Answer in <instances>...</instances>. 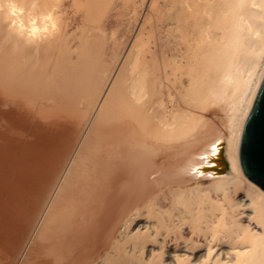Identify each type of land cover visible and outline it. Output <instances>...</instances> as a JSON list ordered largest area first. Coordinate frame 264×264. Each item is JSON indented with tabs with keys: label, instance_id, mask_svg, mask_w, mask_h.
Instances as JSON below:
<instances>
[{
	"label": "bare ground",
	"instance_id": "bare-ground-1",
	"mask_svg": "<svg viewBox=\"0 0 264 264\" xmlns=\"http://www.w3.org/2000/svg\"><path fill=\"white\" fill-rule=\"evenodd\" d=\"M263 76L264 0H0V108L71 134L40 131V191L0 162V264H264L239 162Z\"/></svg>",
	"mask_w": 264,
	"mask_h": 264
},
{
	"label": "rangeland",
	"instance_id": "rangeland-1",
	"mask_svg": "<svg viewBox=\"0 0 264 264\" xmlns=\"http://www.w3.org/2000/svg\"><path fill=\"white\" fill-rule=\"evenodd\" d=\"M2 110H5L4 112H6V110H7L8 113H9V111H10L9 109H3V108H0V115H2V113H1ZM2 112H3V111H2ZM10 112H11V113H9V117H8V115H6V113H5V114L3 113L4 115H2V117L4 116V118L8 117L9 120L6 121V119H8V118H6L5 120H1V121L6 122V123H9V125H10V117H11V120L13 119V122L11 121V126H8V125H6V123H3V122L0 121V122H1L0 124H2L1 126L4 125V126L2 127V129H1V133H3V132H4V133H3V134L0 133V136H3L4 139L6 140V142H3V141H5V140H3L2 137H1L2 141H1V139H0V144H1V146H2V143H4V145H5V151H3V150H2L3 152L0 151V156H1L2 159H3V158L7 159V160H0V162H1V161H6L8 164L2 162V163H4V164H6V168H7V166H8L9 164H11L10 166L12 167V169H11L12 171H9V170H8V171L6 172L7 169H6V170L4 169L5 171H3V168H4L3 166H5L4 164H1L2 167L0 166V170L3 171V173L6 172L5 175H7L8 172L11 173V174L8 173V174L10 175V180L8 179V180L10 181V183H11V181H13L12 178H14L15 176L17 177L18 175H22V176H19L20 179H19V178H15V179H16V182H17L18 180H20L21 182H24V181H25V182L23 183V184H25L24 187H25V188L27 187V189L30 190V187L32 186V185H31V186L29 187L30 183H31L32 181L36 182L35 180H37V179L32 180V179L34 178L33 176H35V175H31L33 178L30 176V174H32V173H31V170H33L32 172H34V170H37V169H38V167H35V166H34V169H33V168H32V164H37V163L34 162V161H38V162H39L38 159L35 160V159L38 158V157H40L39 159H40V161L42 162L41 155H44V154H47L48 152H50L48 149H47L48 151H46V153H45V151L42 152V151H41V150H43L42 147L45 146L46 143L44 142L45 144H44V145H42V144H43V141L47 140L48 138L51 140V139H52V136H55V135H56L55 133H57V131H54V133L52 132V133H53V135H52V134L50 133V132H51V129H52V128H50V126L42 125V126H45V127H42L41 124H39V123H36V124L33 125V122H32V121H31L32 124L29 122L32 126L28 127V126H26V125L29 124V123H28V120L26 119L27 121L25 120L26 122L24 121L25 123H23V122H22V121L24 120L23 117H21V119H20V120H21V124H20V122H18V123H19L18 126H17V125L14 126V122H16V121H20V120L18 119V117L20 116V114H17V115H16V111H14V112H15V113L13 112V113L15 114V117H14V114L12 113V111H10ZM10 114H12L13 117L10 116ZM5 116H6V117H5ZM16 116H17V117H16ZM4 118H2V119H4ZM14 118H16V119H18V120L14 119ZM22 118H23V119H22ZM14 120H15V121H14ZM8 121H9V122H8ZM34 123H35V122H34ZM15 124H16V123H15ZM23 124H24V125L26 124V125H25L26 127L22 128V127H23ZM30 124H29V125H30ZM37 124H39V125H37ZM19 125H21V126H19ZM35 125H37V126H35ZM6 126H7V127H6ZM41 127H42V128H41ZM0 128H1V127H0ZM39 129H40V130H39ZM3 130H4V131H3ZM41 130H42V131L45 130L46 133H47V131H48L47 134L49 135V137H48V135H46L48 138H47V137H44L46 133L44 134V132H42V135L44 134V136H42V137H43V139H42L41 135L39 136V134H41V132H40ZM2 131H3V132H2ZM49 131H50V132H49ZM39 132H40V133H39ZM64 132H65V131H64ZM64 132L61 131L62 135H61V133L59 132V134L61 135V137H60V135H58V137H60L59 139H62V140H63V139H66V140H63V141L61 140L63 144H66L65 142H66L67 140L70 142L71 134H70V133H68V134L65 133V134H64ZM49 133H50L51 135H50ZM54 134H55V135H54ZM50 136H51V138H50ZM36 137L39 138L38 140H40V142H37V138H36ZM56 137H57V135H56ZM56 137H55V138H56ZM58 137H57V139H58ZM53 138H54V137H53ZM55 138H54V139H55ZM32 139H33L34 141H33ZM44 139H45V140H44ZM15 140H17V142H16ZM42 140H43V141H42ZM14 141H15L17 144H15ZM18 141H19V144H18ZM20 141H21V142H20ZM26 141H27V144H26ZM30 141L33 142L34 145H36V144L39 143L41 146L38 144V145H39L38 149L34 150L35 148H37V146H36V147H33L34 145H33V146H30V145H32V144L30 143ZM1 142H2V143H1ZM28 142H29V143H28ZM41 142H42V144H41ZM13 143H14V144H13ZM20 143H21V144H20ZM24 144H25V146L29 144V147H28V146L25 147ZM67 144H68V142H67ZM16 145H17V147H16ZM1 146H0V148L3 149L4 146H2V147H1ZM221 147H222V148L224 147V143L221 145ZM30 148H31V149L33 148V150H28V149H30ZM40 148H41V150H40ZM67 149H68V148H67ZM37 150H38V151H37ZM4 152H5V154H1V153H4ZM38 152H39V153L41 152V155H40ZM37 153L39 154V156H38ZM43 153H44V154H43ZM50 153H52V152H50ZM50 153H49V154H50ZM55 153H56V151H55ZM6 154H10V155L13 156V157L11 158L10 155H9V156H8V155L6 156ZM36 154H37V155H36ZM52 154H54V153H52ZM2 155H3V156H2ZM30 155H33V157H34V155H35V156H36L35 159L32 158V156H30ZM5 156H6V157H9V158H11V159L6 158ZM25 156H26V157H25ZM15 157H17V158H15ZM22 157H23V158H22ZM28 157H30L31 159L28 158ZM19 158H21V159H19ZM26 158L30 159V161H32L33 163L31 162L32 164L29 163V165H28V163H27V162H28V159H26ZM32 159H34V160H32ZM30 161H29V162H30ZM43 161L45 162V160H43ZM21 162H22V163H27V165H26V164H23V166L21 167V165H22V164H20ZM39 163H40V162H39ZM19 164H20V165H19ZM12 165H13V166L16 165V166H17V169H16L15 166H14V168H13ZM25 166H26V167H25ZM11 167H10V168H11ZM18 167L20 168L21 171L18 170ZM27 167H28V168H27ZM30 167H31V170H29L30 172H28V173H30V174H28V173H27L28 170L26 171V169H29ZM8 168H9V167H8ZM10 168H9V169H10ZM21 168L24 169V170L26 171V173H27V175L25 174V175H26L25 177L23 176V172L25 173V171H23ZM25 168H26V169H25ZM36 168H37V169H36ZM15 169L18 170V171L21 172V173H18V171H17V173H16L17 175H15V174H14L15 172L13 171V170H15ZM39 169H40V168H39ZM12 173H13V174H12ZM0 174H1V176H3V177L5 176V175L2 174V173H0ZM9 175H7V177H5L7 182L5 181V178L3 179L4 183L7 184V185H8V183H9L8 180H7V178H8ZM13 175H14V176H13ZM11 176H12V177H11ZM27 176H29V179L27 178ZM3 177H2V178H3ZM22 177H23V178H22ZM0 178H1V177H0ZM2 178H1V179H2ZM26 178H27L28 180H27ZM24 179H26L27 181L24 180ZM29 180H30V181L32 180V181H31L30 183H26V182H28ZM1 181H2V180H0V182H1ZM20 181L17 182V183H20ZM37 181H39V180H37ZM16 182H12V184H9V185H10L11 187H13V186L15 185ZM4 183H2V182L0 183V184H2V185H0V186H2V187H0V188H3V187H4V186H3ZM37 183L40 184V182H36L34 188H37V189H35L36 191H38V190L40 191V189H39V185H38ZM28 184H29V185H28ZM33 184H34V183H33ZM16 185H17V184H16ZM27 185H28V186H27ZM10 186H9V187H10ZM36 186H37V187H36ZM4 188H5V187H4ZM34 188H33V186H32V190H34ZM27 189H25V190H27ZM4 190H5V189H4ZM4 190H3V189H0V191H3V192L5 193ZM28 190H27V191H28ZM32 190H31V192H33ZM35 190H34V191H35ZM27 191H26V192L24 191L25 195H26ZM3 192H2V194L4 195ZM28 192H29V191H28ZM31 192H29V198H31V199L33 200L36 196H34V193H31ZM30 193H31V194H30ZM38 193H39V192H38ZM2 194H1V196H2ZM32 194H33L34 198H33V196H30V195H32ZM35 195H37V193H35ZM26 196H27V195H26ZM4 197H5V196H4ZM4 197H3V198H4ZM3 198L1 197V199H0V200L2 201V203L7 201V200L4 201L5 198H4V199H3ZM27 198H28V197H27ZM8 199H9V198H8ZM31 199H29L28 202H32V201H30ZM1 201H0V203H1ZM4 204H5V203L0 204V205H1L0 207L2 208L1 210H4V208H5V205H4ZM3 206H4V207H3ZM6 206H7V205H6ZM7 208H8V207H7ZM7 208H5V210H6ZM8 209H9V208H8ZM5 210H4V212H5ZM7 211H8V212H7ZM7 211H6V212L9 213L10 209L7 210ZM4 212H0V215H1V213H2L1 216H3V215H4ZM7 213H5V215H6ZM12 213H13V212L10 211L9 214H12ZM5 215H4V216H5ZM7 215H8V214H7ZM1 216H0V217H1ZM13 216H14V220L18 219V218L15 217V214H14V215H8L9 218H11V217H13ZM1 218H2V217H1ZM1 218H0V219H1ZM6 218H7V216H6ZM6 218H4L5 220L3 219V221H7ZM15 218H16V219H15ZM7 219H8V218H7ZM21 219H22V217H21ZM21 219L19 218L20 221H21ZM8 220H9V221H10V220L12 221L13 219L11 218V219H8ZM1 221H2V220H0V226H1V228H2V227L4 226V224H5L4 229L6 228V230L2 229V230H0V232L3 231L4 234L7 233V235H9V236H10V235H11V236H15L16 233H18L17 235L20 234L21 229H20V223H19V221H17V220H16V221H12V222H14V224H15V223L17 224V222H18V224H19L18 227H16L18 224H17L16 226H15V225H13V226L9 225L8 223H10L11 221H10V222H7V225H6V222H5V223H4V222L1 223ZM2 224H3V226H2ZM11 224H13V223H11ZM8 225H9L11 228H10ZM7 226L10 228V230H11L12 232L9 230V228H8ZM14 226H15V227H14ZM12 227H14V229H15V228L17 229V230H16V233H15V231H13ZM1 228H0V229H1ZM19 229H20V231H19ZM8 230H9V231H8ZM4 231H7V232H4ZM8 232H11L13 235L10 234V233H8ZM3 233H2V234L0 233V235H2V236L0 237V238L2 239V241H1V243H0V246H1V247H0V251H2V250H1L2 246H5L4 248H2V249H3V252H4L6 246L8 247V245H6V244H8L9 241H10V239L12 240L13 237H12V238H11V236H10V237H9V236L6 237V234L3 236ZM15 237H16V236H15ZM15 237H14V238H15ZM4 238H5V239H4ZM7 238H8V240H7ZM1 239H0V240H1ZM3 239H4V240H3ZM5 240H6L5 245H2V244H4V241H5ZM7 241H8V242H7ZM10 242H11V241H10Z\"/></svg>",
	"mask_w": 264,
	"mask_h": 264
},
{
	"label": "water",
	"instance_id": "water-1",
	"mask_svg": "<svg viewBox=\"0 0 264 264\" xmlns=\"http://www.w3.org/2000/svg\"><path fill=\"white\" fill-rule=\"evenodd\" d=\"M239 162L245 176L264 191V76L242 122ZM222 167L224 164L221 162L217 169Z\"/></svg>",
	"mask_w": 264,
	"mask_h": 264
},
{
	"label": "clouds",
	"instance_id": "clouds-1",
	"mask_svg": "<svg viewBox=\"0 0 264 264\" xmlns=\"http://www.w3.org/2000/svg\"><path fill=\"white\" fill-rule=\"evenodd\" d=\"M12 14L15 15V12H13Z\"/></svg>",
	"mask_w": 264,
	"mask_h": 264
}]
</instances>
